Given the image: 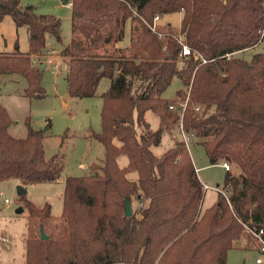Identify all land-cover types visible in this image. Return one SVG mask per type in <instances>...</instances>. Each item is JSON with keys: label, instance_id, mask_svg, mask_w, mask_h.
Listing matches in <instances>:
<instances>
[{"label": "trees", "instance_id": "16d2710c", "mask_svg": "<svg viewBox=\"0 0 264 264\" xmlns=\"http://www.w3.org/2000/svg\"><path fill=\"white\" fill-rule=\"evenodd\" d=\"M72 1V37L61 50L68 92L94 97L101 81H110L101 94L102 130L92 133L104 144L105 158L90 175L66 178L58 219L49 204L23 200L29 211L25 264H228L246 226L264 230V68L255 62L264 51L251 60L241 55L264 44V0ZM175 12L182 14L180 28L159 25L164 37L147 24ZM8 15L17 27H27L29 52H0V75L24 77V94L43 98L44 63L32 57L46 51L48 35L62 41L61 19L23 8L21 0H0V21ZM130 18L138 56L117 54L121 37L109 45L99 31L103 24L118 31ZM180 41L190 55H182ZM175 77L183 86L174 98H164ZM186 99L183 117L170 109ZM149 110L159 116L157 130L146 119ZM181 119L211 164L227 161L239 169L226 171L229 200L219 193L204 211L206 191L184 143L178 139L161 156L152 150ZM13 122L0 103V180L24 186L58 181L64 156L46 158L44 132L33 128L30 117L26 137L9 132ZM120 155L128 157L126 167L119 166ZM133 172L135 179L128 176ZM127 199L139 205L131 216L125 215Z\"/></svg>", "mask_w": 264, "mask_h": 264}, {"label": "rangeland", "instance_id": "374dc122", "mask_svg": "<svg viewBox=\"0 0 264 264\" xmlns=\"http://www.w3.org/2000/svg\"><path fill=\"white\" fill-rule=\"evenodd\" d=\"M85 2V5H88ZM23 8L32 6L38 14H52L61 19L62 41H57L52 35L47 36V48L41 55H33L35 64L45 63L42 68V85L46 91L43 98L28 97L24 94L27 82L24 77L16 74L0 75V103L4 105L15 121L19 123L11 128L10 133L16 137H25L28 127L26 118L30 117L33 128L43 130V144L47 159L55 154L64 156L65 167L61 177L56 182H42L24 186L16 179L0 180V264H25L26 263V237L28 232L29 211L23 207L24 199L31 201L38 207L46 204L51 206V214L54 219H58L63 213V195L65 182L68 176L82 177L88 176L92 172L94 164H101L105 158V146L96 139L92 133L102 130L101 109L103 99L101 94L109 87L110 81L103 79L99 85L98 93L94 97L72 98L68 92L66 74L68 71V61L62 55L61 50L69 44L72 37L73 8L67 6L63 0H21ZM107 9H113L111 4ZM87 16V15H86ZM182 14L175 12L161 17L159 25L162 27L171 24L173 29L180 28ZM83 26L85 19H82ZM136 24V23H135ZM81 26V25H80ZM141 26V24H140ZM117 28L118 31H110V26L103 24L99 31L107 34L104 38L110 45L121 37L124 41L126 37V26ZM124 29V30H123ZM110 33L111 35L109 36ZM104 34V35H105ZM110 42V43H109ZM117 54L126 56H138L140 50L130 43ZM55 50L53 56L61 63L60 69H56L54 64L47 63L48 50ZM107 50V49H106ZM112 49H108L110 51ZM29 52V36L26 26L17 27L14 19L8 15L0 21V52L14 54ZM264 51V44L241 54L247 60H251L252 55ZM49 58V57H48ZM42 62V63H40ZM256 65L264 68V58H258ZM182 82L178 77L173 79L171 85L163 93V97L172 99L176 96L177 90L182 87ZM180 101V100H179ZM146 119L151 128L157 130L160 126L159 116L152 110L147 111ZM177 125L163 133L162 141L159 145L152 146V150L161 156L166 150L174 145L178 138ZM190 153L198 174L203 183L217 187L223 186L226 171L221 162L211 164L205 147L199 139L191 148ZM120 167L128 165V157L120 155L118 158ZM234 173L239 169L231 165ZM129 178L135 179L136 173L128 174ZM26 192L20 194V186ZM219 192L213 188L208 189L203 197L201 208L211 207L217 200ZM10 200L9 203L5 199ZM139 207L138 202H133V210ZM23 208V209H22ZM249 235V236H248ZM236 247L228 252V264H257L256 259L260 255L258 242L247 229V235L236 243Z\"/></svg>", "mask_w": 264, "mask_h": 264}, {"label": "built area", "instance_id": "2783aa9c", "mask_svg": "<svg viewBox=\"0 0 264 264\" xmlns=\"http://www.w3.org/2000/svg\"><path fill=\"white\" fill-rule=\"evenodd\" d=\"M65 4L67 6H69V7H72L73 6V1L72 0H68ZM135 15H137V12H135ZM160 21H161V17L160 16H156L152 23H147V24L149 25V27L154 32L158 33V35L160 37H164L165 36L164 32L158 30ZM181 43H182V55L183 56L190 55L191 52H192L191 48L187 44H184L183 42H181ZM47 52H48L47 56L49 57V58L47 57V63L48 64H54V67L56 69H60L61 63L59 62V60H57L53 56H51V55H53L55 53V50L52 49V50H48ZM196 58H202L203 59V56L198 53ZM203 60H204V62L207 61L205 59H203ZM187 104H188V99H186L185 101L181 100V101H178L176 103H171L169 107L173 111H179V113L183 117L185 109L187 107ZM199 109H200V107L197 106L196 110L199 111ZM175 136L180 141H182L184 143V145H185V147L187 148L188 151H190L191 146L195 142H197V137H196L195 133L189 132V131H187L185 129V126L183 124L182 119L177 125V135H175ZM221 166L225 170H231V165L227 161L222 162ZM211 188L217 190L219 193H222L229 200V192L223 186L218 185L217 187H215V186H211V185H209L207 183H203V189L205 191H207L208 189H211ZM5 202L9 203L10 200L8 198H6ZM246 227L250 231V233L254 236L255 240L258 242V246H259L258 250L261 252L259 257L256 259V263L257 264H264V230L260 229V230L257 231V230H253V229L249 228L248 226H246Z\"/></svg>", "mask_w": 264, "mask_h": 264}, {"label": "crops", "instance_id": "0c3cea01", "mask_svg": "<svg viewBox=\"0 0 264 264\" xmlns=\"http://www.w3.org/2000/svg\"><path fill=\"white\" fill-rule=\"evenodd\" d=\"M135 23L136 22H133V20L131 18L127 21V24H126V37H125L124 41L116 43L115 47H124V46H126V45H128L130 43V41H131V34H132V28H133V25ZM43 66L45 67V65H43ZM9 113H10V111H9ZM10 115H11V113H10ZM11 117H12V119H13L14 122L9 127V132H10L11 128H13L14 126H16L19 123V121H17V120L15 121V118L12 115H11ZM27 132H28V130H27Z\"/></svg>", "mask_w": 264, "mask_h": 264}, {"label": "water", "instance_id": "95a60500", "mask_svg": "<svg viewBox=\"0 0 264 264\" xmlns=\"http://www.w3.org/2000/svg\"><path fill=\"white\" fill-rule=\"evenodd\" d=\"M68 0H63L64 3H66ZM26 190L24 187L21 185L20 186V194H24ZM23 209V208H22ZM133 214V207L131 204V201L129 199L126 200V209H125V215L126 216H131ZM42 233V238L47 239L49 236L45 234L44 230H41Z\"/></svg>", "mask_w": 264, "mask_h": 264}]
</instances>
